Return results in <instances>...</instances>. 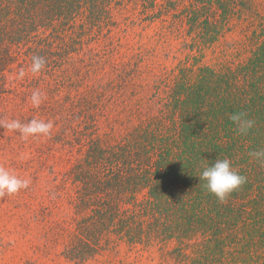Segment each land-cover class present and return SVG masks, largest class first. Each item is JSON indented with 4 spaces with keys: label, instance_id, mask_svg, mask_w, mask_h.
<instances>
[{
    "label": "trees",
    "instance_id": "obj_1",
    "mask_svg": "<svg viewBox=\"0 0 264 264\" xmlns=\"http://www.w3.org/2000/svg\"><path fill=\"white\" fill-rule=\"evenodd\" d=\"M174 37L189 53L171 67ZM234 112L255 121L248 134ZM32 118L53 121L51 136L0 128V166L31 181L9 200L39 249L264 264V166L249 155L264 149V0H0V120ZM225 158L247 182L220 202L199 176Z\"/></svg>",
    "mask_w": 264,
    "mask_h": 264
},
{
    "label": "rangeland",
    "instance_id": "obj_2",
    "mask_svg": "<svg viewBox=\"0 0 264 264\" xmlns=\"http://www.w3.org/2000/svg\"><path fill=\"white\" fill-rule=\"evenodd\" d=\"M158 27L159 24L153 25L145 34L154 35ZM170 44L169 48H172V51L168 65L174 67L187 59L189 50L183 47L182 40L175 37L170 40ZM203 55V61L206 63L218 62L217 56L210 49ZM20 150L22 152L18 154L19 158L29 154L26 150ZM17 207L18 203H12L9 196L0 197V264H174V261L166 258L165 252L158 247H131L125 244L108 249L85 262L67 260L55 253L48 254L43 248L39 249L40 228L33 220L28 232L17 227Z\"/></svg>",
    "mask_w": 264,
    "mask_h": 264
},
{
    "label": "clouds",
    "instance_id": "obj_3",
    "mask_svg": "<svg viewBox=\"0 0 264 264\" xmlns=\"http://www.w3.org/2000/svg\"><path fill=\"white\" fill-rule=\"evenodd\" d=\"M46 64L47 61L43 56L34 55L31 58L29 71L33 75H38L45 69ZM25 75V71L21 70L19 78L23 79ZM45 99V94L39 89L34 90L30 97L31 104L35 108H39ZM229 119L236 125L238 133L242 135L248 134L255 125V121L249 119L244 112H234L230 114ZM0 128L19 132L24 140H28L30 137L51 136L54 123L51 120L45 121L37 118H32L27 123H22L18 119L0 120ZM249 155L264 166V149L250 152ZM199 179L205 181L206 189L220 202H226L232 193L238 191L247 182V177L240 174L227 158L217 159L213 164L206 166L200 173ZM30 183V179L21 178L14 171L0 166V197L18 194L21 190L27 189Z\"/></svg>",
    "mask_w": 264,
    "mask_h": 264
}]
</instances>
